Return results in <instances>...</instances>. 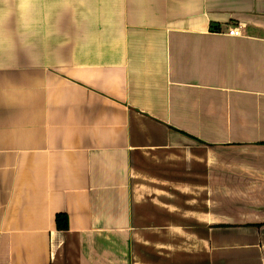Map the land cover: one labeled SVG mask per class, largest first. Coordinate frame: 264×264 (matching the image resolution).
Wrapping results in <instances>:
<instances>
[{"label": "crops", "instance_id": "obj_1", "mask_svg": "<svg viewBox=\"0 0 264 264\" xmlns=\"http://www.w3.org/2000/svg\"><path fill=\"white\" fill-rule=\"evenodd\" d=\"M0 264H264V0H0Z\"/></svg>", "mask_w": 264, "mask_h": 264}, {"label": "trees", "instance_id": "obj_2", "mask_svg": "<svg viewBox=\"0 0 264 264\" xmlns=\"http://www.w3.org/2000/svg\"><path fill=\"white\" fill-rule=\"evenodd\" d=\"M56 226L58 230H66L67 229L66 218L58 216L56 218Z\"/></svg>", "mask_w": 264, "mask_h": 264}, {"label": "built area", "instance_id": "obj_3", "mask_svg": "<svg viewBox=\"0 0 264 264\" xmlns=\"http://www.w3.org/2000/svg\"><path fill=\"white\" fill-rule=\"evenodd\" d=\"M227 35L230 37H239V36H241V31L237 28L230 29V30H228Z\"/></svg>", "mask_w": 264, "mask_h": 264}]
</instances>
